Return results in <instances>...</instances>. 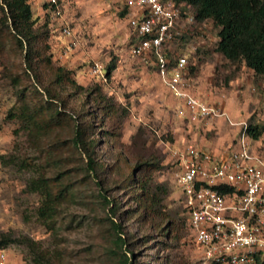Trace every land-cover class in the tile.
I'll list each match as a JSON object with an SVG mask.
<instances>
[{"label": "rangeland", "instance_id": "obj_1", "mask_svg": "<svg viewBox=\"0 0 264 264\" xmlns=\"http://www.w3.org/2000/svg\"><path fill=\"white\" fill-rule=\"evenodd\" d=\"M28 1L35 28L48 33L47 56L52 66L70 72L82 88L78 93L68 92L74 96L67 113L76 118L96 114L92 138L98 141L96 153L104 170L99 176L87 175L86 158L69 144L59 147L67 161L57 162L46 153L47 142H42V150L32 146L16 117L20 97L23 91L31 104L39 102L37 91L43 93L49 72L42 67L36 71L44 78L41 84L21 57L4 58L0 62V241H9L5 248L10 264H33L29 248L19 241L22 238L51 252L59 249L61 256L55 264H117L107 254L111 221L129 233L133 250L129 256L136 264H200V254L189 237L173 153L192 145L200 152L226 156L244 136L250 152L264 160V137L253 140L245 132L249 124L264 125V77L216 53L217 29L211 22L197 26L179 52L196 46V60L190 59L195 64L193 93L225 115L190 123L181 117V105L161 85L156 70L130 55L132 37L122 0H59V16L52 14L44 0ZM63 26L71 29L73 37L62 35ZM71 41L76 46L65 54ZM95 66L101 76L93 74ZM100 94L113 104L110 121H103L93 104ZM71 136V127H64L55 140L68 141ZM139 163L154 167L147 176L152 191L159 195L160 213L151 224L137 216L138 205L129 193L117 187L119 183H111ZM61 169L68 172L79 193L57 218L60 241L56 243L54 230L37 218L40 196L27 187L40 175L52 177ZM101 179L105 181L100 187ZM101 188L116 198L126 220L112 216L98 197Z\"/></svg>", "mask_w": 264, "mask_h": 264}, {"label": "trees", "instance_id": "obj_2", "mask_svg": "<svg viewBox=\"0 0 264 264\" xmlns=\"http://www.w3.org/2000/svg\"><path fill=\"white\" fill-rule=\"evenodd\" d=\"M178 1L193 10L197 26L211 22L217 29L214 48L216 53L229 63L242 62L256 76L264 77V0ZM47 36V32L35 28L28 0H0V62L3 64V59L10 55L21 57L27 71H33L41 84L44 78L36 71L42 67L49 72L47 83L42 85L43 93L37 91L41 97L39 102L31 104L24 92L21 93V106L16 117L26 132L28 141L38 150H42V142H47L49 149L46 153L55 162L67 161L59 152V147L69 144L74 151L80 152L86 158V174L99 176L104 170V165L96 153L98 141L92 138L96 114H90L91 116L82 114L76 118L67 113L70 98L74 96L68 92L78 93L82 88L74 82L70 72L52 66L51 57L47 56L49 50ZM93 104L102 115L103 121L114 118L113 104L105 96L100 94L93 98ZM64 127H71V138L68 141L55 140L58 131ZM245 132L250 139L258 140L264 137V125L249 124ZM107 135L112 137L114 133L108 132ZM153 169L154 167L148 163H139L132 167L130 173L121 174L118 181L111 182L119 183L117 187L129 193L131 199L138 205L137 216L142 222L150 221V224L160 213L159 195L152 191L147 176L154 171ZM98 181L100 183L98 186L101 187L105 179ZM27 189L40 196L37 218L43 225L54 230L53 237L58 243L59 233L55 229L57 218L68 210L79 193L72 178L67 171L61 169L52 177L40 175L33 179ZM103 190L102 188L99 190L98 197L103 199L112 216L126 220L127 217H122L119 212L120 206L116 198H110ZM111 223L113 234H110L107 254L113 257L117 264H136L129 256L133 254V250L129 248L131 244L129 233L124 230L123 225L114 221ZM172 231L170 227L169 234ZM19 241L29 248L33 264H55L61 256L59 249L52 252L42 249L39 244L28 238ZM8 243V240H1L0 247H6Z\"/></svg>", "mask_w": 264, "mask_h": 264}, {"label": "built area", "instance_id": "obj_3", "mask_svg": "<svg viewBox=\"0 0 264 264\" xmlns=\"http://www.w3.org/2000/svg\"><path fill=\"white\" fill-rule=\"evenodd\" d=\"M44 1L54 16L60 15L59 0ZM122 2L132 37L130 55L156 70L161 85L181 105V117L190 123L223 117L219 108L193 93L195 64L190 59L196 60V46L179 52L197 29L193 10L178 0ZM60 31L73 37L68 26ZM75 46L71 41L64 53ZM92 72L102 75L98 66ZM173 155L189 237L200 264H263L264 160L250 152L244 136L226 156L200 152L192 145ZM0 264H10L5 247H0Z\"/></svg>", "mask_w": 264, "mask_h": 264}, {"label": "crops", "instance_id": "obj_4", "mask_svg": "<svg viewBox=\"0 0 264 264\" xmlns=\"http://www.w3.org/2000/svg\"><path fill=\"white\" fill-rule=\"evenodd\" d=\"M36 1H38L39 2V0H36ZM44 5H45V3H44ZM46 6V5H45Z\"/></svg>", "mask_w": 264, "mask_h": 264}]
</instances>
